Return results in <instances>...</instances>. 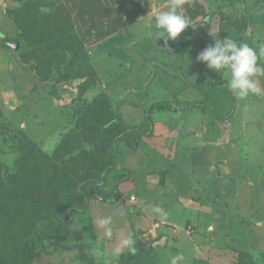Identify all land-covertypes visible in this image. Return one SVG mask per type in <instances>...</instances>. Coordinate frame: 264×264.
Returning <instances> with one entry per match:
<instances>
[{
	"label": "rangeland",
	"instance_id": "374dc122",
	"mask_svg": "<svg viewBox=\"0 0 264 264\" xmlns=\"http://www.w3.org/2000/svg\"><path fill=\"white\" fill-rule=\"evenodd\" d=\"M239 3L183 0L178 12L190 26L165 44L156 40L155 16L171 0H0V202L13 211L7 233L0 225V264L27 261L9 247L24 241L39 193L22 180L52 186L51 171L82 160L83 151L99 165L103 142L110 152L115 133L149 129L159 101L176 106L152 113V135L126 134L108 195L95 193L72 224L49 229L36 263L171 264L175 256L177 264H264V106L251 116L250 94L235 97L229 118L180 108L209 102L229 111L230 74L196 60L224 35L252 47L264 68L263 0H247L250 19ZM226 18L247 36L222 33ZM254 79L263 93L264 76ZM102 215L113 217L111 239L95 231ZM128 234L135 254L112 256Z\"/></svg>",
	"mask_w": 264,
	"mask_h": 264
},
{
	"label": "trees",
	"instance_id": "16d2710c",
	"mask_svg": "<svg viewBox=\"0 0 264 264\" xmlns=\"http://www.w3.org/2000/svg\"><path fill=\"white\" fill-rule=\"evenodd\" d=\"M247 0H240V7L246 13V17L250 19V14L247 11ZM263 9H264V0H263ZM231 19H223L220 24V31L222 33L225 32L226 29L230 27L231 31L235 33L241 34L242 37H246L247 33L244 29L239 27L237 24L230 22ZM225 37H229V35H224ZM223 85H227V83H223ZM264 86V84H263ZM218 85L211 83V88H216ZM256 96V95H254ZM227 100L230 101V109L227 113H222L219 109H217L212 103H196V104H185L180 108L194 111L196 109L205 108L206 110L213 112L214 114L220 116L221 118H229L236 109V98L235 96L228 91L225 96ZM254 104L252 108L248 107L249 114L251 116L259 117L260 114L256 110H253V107L256 105L264 106V92L260 93L253 100ZM172 105L176 106L174 103L170 101H159L150 109L149 114L146 117V121L149 123L150 127L147 130L142 131L139 128H134L129 131H119L117 134L115 133L112 143L110 144L111 149L108 152L109 146L105 141L103 142V149L105 153H101L102 159L99 161L100 164H93L89 161V155H87L86 151H83V159L78 160V157L73 159L72 165H68V163L64 162L61 166H56L53 171H51V175L53 178L57 176L56 180H52V186L46 187L43 183L36 178V180L27 181L22 180V186L31 189L38 188V197H35L36 202L34 206L29 207L30 209V219L27 222L26 235L24 237V241L20 244L15 245V247H22L19 250H15L14 243L9 245L11 250L15 252H23L27 256V261L21 262L16 259H12L9 264H37L36 259L40 254L47 252V246L44 242V234L49 230H58L65 225L72 224L75 220V216L78 214L85 213L87 209L90 207V198L94 196L95 193L101 195H108L107 192L110 188L107 182V176L111 173L117 172L121 170V154L123 153L125 146L122 145V142L126 136V134H130L131 132L137 133L136 135H152L151 125H153L152 113L163 106ZM261 108V107H259ZM111 109V107H109ZM259 110V109H258ZM262 110V109H261ZM112 111V110H111ZM102 113H100L101 115ZM108 112L102 114L104 118H107ZM106 144V145H104ZM112 151V153H111ZM109 155H108V154ZM58 161V160H57ZM54 162V161H53ZM37 168V166H35ZM38 170V168H37ZM8 172V171H7ZM34 173L36 171L33 170ZM8 175L15 179L18 183L19 179L12 176V173H8ZM42 183L40 187H37V184ZM19 184V183H18ZM29 192L25 193L28 194ZM13 195V194H12ZM27 197L26 195L24 196ZM95 197V196H94ZM5 199V198H4ZM42 199V200H41ZM6 200V199H5ZM41 200V201H40ZM1 201V199H0ZM45 201L48 203V207L46 211H39L41 202ZM32 203V201H31ZM43 203V202H42ZM4 203L0 202V208ZM39 209V210H38ZM8 212V213H7ZM13 214V211L0 209V225L3 227L4 233H7L5 230V226L8 224V220ZM24 245V246H23Z\"/></svg>",
	"mask_w": 264,
	"mask_h": 264
},
{
	"label": "clouds",
	"instance_id": "9594fccd",
	"mask_svg": "<svg viewBox=\"0 0 264 264\" xmlns=\"http://www.w3.org/2000/svg\"><path fill=\"white\" fill-rule=\"evenodd\" d=\"M183 0H171L168 10L159 12L155 16L156 40L163 39L165 44L169 40H177L181 33L190 26L188 20L178 12ZM42 12L50 11L41 8ZM259 57H264V48L259 51ZM196 60L205 64L208 69L217 73H224L225 70L230 74L227 81L228 90L240 100L251 95H259L260 88L254 79L256 76H264V68L258 65L257 52L247 43H237L231 37L216 40L214 44L208 45L201 51ZM157 211H159L157 209ZM95 231L102 233L101 239H111L113 236V217L102 215L93 221ZM136 240L132 234L121 237L114 247L111 255L120 256L125 249L129 253L135 254ZM181 257H172L171 264H177Z\"/></svg>",
	"mask_w": 264,
	"mask_h": 264
}]
</instances>
